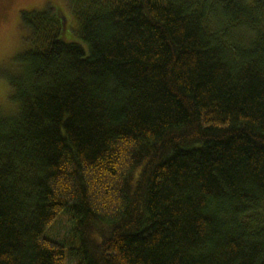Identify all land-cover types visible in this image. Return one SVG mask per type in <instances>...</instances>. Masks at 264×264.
Returning <instances> with one entry per match:
<instances>
[{
	"label": "trees",
	"instance_id": "16d2710c",
	"mask_svg": "<svg viewBox=\"0 0 264 264\" xmlns=\"http://www.w3.org/2000/svg\"><path fill=\"white\" fill-rule=\"evenodd\" d=\"M69 1L88 52L22 15L0 264H264V0Z\"/></svg>",
	"mask_w": 264,
	"mask_h": 264
},
{
	"label": "rangeland",
	"instance_id": "374dc122",
	"mask_svg": "<svg viewBox=\"0 0 264 264\" xmlns=\"http://www.w3.org/2000/svg\"><path fill=\"white\" fill-rule=\"evenodd\" d=\"M69 0H0V112L5 115L16 104L10 101L9 79L21 71L20 58L29 50V34L22 23L24 13H43L51 9L66 24L61 40L76 43L88 52V45L78 37ZM65 231L59 236L63 237Z\"/></svg>",
	"mask_w": 264,
	"mask_h": 264
}]
</instances>
